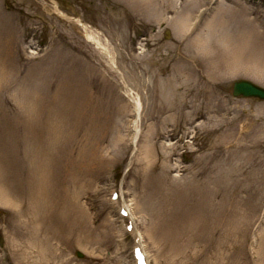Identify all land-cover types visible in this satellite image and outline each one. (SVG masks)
<instances>
[{
  "label": "rangeland",
  "instance_id": "374dc122",
  "mask_svg": "<svg viewBox=\"0 0 264 264\" xmlns=\"http://www.w3.org/2000/svg\"><path fill=\"white\" fill-rule=\"evenodd\" d=\"M145 1L141 10L137 0H0L7 18L0 21V176L11 170L1 186L28 189L21 117L12 106L25 91L37 97L43 121L54 116L62 131L50 236L64 243L52 244L46 264H132L133 238L119 230L112 189L130 205L151 264H264V101L233 96L240 80L264 88V0ZM192 14V27L182 29ZM195 39L226 45V74L212 75V49L200 55ZM14 214L0 205V264H30L17 259L15 250L28 248L16 237ZM171 229L180 238L177 254L187 258L169 259L176 254L168 251ZM29 253L38 259L37 250Z\"/></svg>",
  "mask_w": 264,
  "mask_h": 264
},
{
  "label": "bare ground",
  "instance_id": "6f19581e",
  "mask_svg": "<svg viewBox=\"0 0 264 264\" xmlns=\"http://www.w3.org/2000/svg\"><path fill=\"white\" fill-rule=\"evenodd\" d=\"M137 1H141V10L144 6L146 7L145 0H143V2L142 0ZM56 11H58L63 17H67L62 12H60L58 8L56 9ZM1 16L2 15H0V21L7 19ZM193 17L194 14L190 15V17L188 16V19L186 16L185 20L180 25L181 28L186 30L190 26ZM77 21L85 28L87 38L92 41L102 52H104L107 57L110 58L112 61V58L107 48L103 46L99 39L92 35V33L88 30L87 26H85L81 20ZM211 27L212 24L211 26L208 25V28ZM210 31L212 34L218 33L216 27L211 28ZM191 45L194 49L197 50L200 55L209 53L212 49V51L210 52V56H206V60L210 61V67H208V69L213 70L211 72L212 75H220L221 73L226 74V67H228V62L226 64V60L227 58H229V50L228 48L226 49V45H209L206 44L204 40L202 41V39H195L191 41ZM213 49L216 54L215 56L212 53ZM220 52L222 53L220 54ZM3 65V61L0 58V80L4 76ZM210 77L211 75H209V78ZM202 89L206 94H209L210 89L207 85H204ZM196 90H199V87L194 89L193 92ZM135 105L136 111L137 113H139L141 109V101L138 98L136 99ZM12 106L14 108H17L18 113L21 117V133L19 138L20 141H18V146H21V160L22 162H24L25 167L28 168L25 176L28 189L26 188L27 190L25 194L23 192L15 193V191L11 192L10 190L3 189L1 186L2 179L4 177L9 176L11 172L9 167L5 168L6 172L3 175V178L0 176V205L7 206L15 210V214L13 215L11 222L16 226H19V229H17L16 237H22L25 240V244L28 248V250H15V252L18 254V262L30 264H46V262H49L55 256L56 251L52 244L54 245L55 241H59V244L64 243L62 237H57V239L56 237L50 236V210L53 205L52 197L54 194V191L52 189L53 183H51V171L52 167H55V164L57 162L56 155L59 151V145L62 143L60 139L62 131L59 127L58 129L54 127V116L50 115L47 121H43V109L41 108V105H39V101L37 100V97L35 95H31L28 92L21 91V94H18L17 96L13 97ZM6 122L10 123L11 120L7 119ZM19 128L20 127H18V129ZM139 129L140 128L138 126L136 131V138H138ZM4 159L5 155L1 152L0 167L2 166V162L4 161ZM21 167L22 169H24V166ZM2 170L3 167L0 168V174H2ZM154 192L156 194L159 193L156 188H154ZM145 197L146 205L149 208L150 219H152L153 217L155 218L156 214L153 210L155 206H153L149 202V197L147 195ZM136 202V199L131 200V203L133 205H137ZM136 207L138 208V206ZM39 221H42L39 225L41 227L43 225V235H41L39 231ZM159 226L162 229V225L158 224L155 225L154 230L156 231V234H158L157 242L159 245L162 246V241L165 240V237H163L164 234H162L161 231H158ZM172 230L173 229L165 231V233H167L166 239H172V241L168 243V251L170 253L176 252V254L173 257H169V259L173 260L175 257L187 258L188 255L186 252H181L177 254L178 251H181L180 248L182 247L179 246V244L177 243V241L180 239L178 237V233L175 232V229L173 231ZM147 236L148 239H153V236H151L149 233L147 234ZM15 249H17V247H15ZM29 249L37 250L38 259L31 260L32 257L30 256ZM118 264L122 263L118 262Z\"/></svg>",
  "mask_w": 264,
  "mask_h": 264
},
{
  "label": "water",
  "instance_id": "95a60500",
  "mask_svg": "<svg viewBox=\"0 0 264 264\" xmlns=\"http://www.w3.org/2000/svg\"><path fill=\"white\" fill-rule=\"evenodd\" d=\"M233 95L264 100V89L248 81H239L234 84Z\"/></svg>",
  "mask_w": 264,
  "mask_h": 264
}]
</instances>
